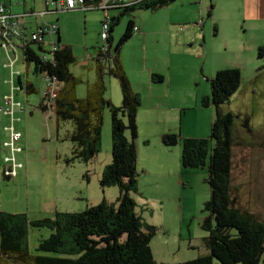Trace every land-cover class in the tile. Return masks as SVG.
I'll use <instances>...</instances> for the list:
<instances>
[{
  "label": "rangeland",
  "instance_id": "rangeland-1",
  "mask_svg": "<svg viewBox=\"0 0 264 264\" xmlns=\"http://www.w3.org/2000/svg\"><path fill=\"white\" fill-rule=\"evenodd\" d=\"M3 2L13 13L20 14L38 13L41 5L40 0L35 4L27 0L24 7L18 4V0ZM120 12L111 10L107 15L109 19L114 18L110 32L112 54L129 21L133 20L140 30L139 34L133 33L119 51L130 84L135 81V76H147L153 71L154 75L159 74L165 79L164 85L155 82L157 86L179 87L181 96L183 94L186 108L180 112L181 121L171 125L176 128L172 134L181 138H209L215 111L211 104L203 107L202 100L211 98L210 81L223 68L240 70V87L222 106L224 113L236 116L232 130V184L239 190V207L264 222V58L258 57V49L264 45V1L262 4L250 2L248 6L247 0H176L157 11L137 8L124 15H119ZM103 15L102 11L85 13L76 10L46 17L47 22L59 25L61 41L72 47L76 62L70 67V72L78 81V99L86 97L89 84L95 80L96 61L91 57L96 58L104 46L101 39ZM26 24L28 31L30 28L36 30L34 17H28ZM45 40L44 49L48 51L51 36L47 35ZM17 57L14 69L20 72L24 82L26 66L21 51ZM108 66L113 67V63H108ZM15 79L17 81V77ZM29 80L38 93L29 96L24 92L15 93V101L23 105V110L19 111L21 122L15 123V130L22 137L19 145L23 149L20 153L23 157H17V162L23 165L22 173L9 180L3 179L0 173V212L25 214L29 221L35 222L52 219L58 212L82 213L103 200L115 202L119 190L100 185L102 175L112 161L109 110L106 109L103 115L98 156L88 163L74 161L68 164L72 145L65 137L72 127L68 123H61L58 127L54 115L48 117L39 110L46 84L32 74ZM105 80L106 97L115 98L116 92L121 96L118 81L112 77ZM15 85L17 87V82ZM0 86L2 102L4 94H9L10 86L2 81ZM246 118L250 131L244 127ZM124 121L128 124L127 117ZM9 124V120L0 114V142L11 140L10 134L3 131ZM138 124L144 133L150 131L151 127L140 120ZM180 128L184 135L179 132ZM125 134L131 141L129 130ZM150 137L148 147L142 140L139 142L137 172L140 190L138 194H132V198L144 224L157 229L150 242L154 260L156 263L182 264L207 256L203 239L208 234L202 225L208 217L204 211V204L210 198L208 169H184L180 146L165 147L161 139ZM19 145L16 143L17 147ZM213 146L211 142L210 148ZM3 157L0 150V161ZM140 191L153 200L140 199ZM51 233L47 228H30V253L49 255L36 252V248ZM0 264L14 263L2 259Z\"/></svg>",
  "mask_w": 264,
  "mask_h": 264
},
{
  "label": "trees",
  "instance_id": "trees-1",
  "mask_svg": "<svg viewBox=\"0 0 264 264\" xmlns=\"http://www.w3.org/2000/svg\"><path fill=\"white\" fill-rule=\"evenodd\" d=\"M175 1L132 0L133 5L112 10L121 11L119 15L137 8L157 11ZM94 3L95 0H85L86 5ZM116 19L119 21V17ZM110 22L112 28L114 18ZM134 28V21H129L114 54L111 53L109 30L108 51H99L96 56V80L88 86L83 99L76 96L78 81L70 72V67L76 62L71 47L57 41V49L47 51L43 44L28 39L30 34H26L25 28L23 38L15 39V42L23 45L19 49L26 66V80L18 79L21 92L27 96L38 93L29 80L30 74L41 79L48 77L57 84L55 96L52 99L43 96L39 110L47 114L52 109L51 115L55 116L58 127L61 123L71 125L72 130L65 137L72 145V157L67 160L68 164L74 161L88 163L98 156L103 115L106 109L109 110L112 161L105 169L100 185L103 188L116 187L119 197L115 202L103 200L82 213L58 212L52 219L35 222L29 221L25 214L0 212V260L8 259L14 264H163L156 263L150 247L157 229L144 224L132 198V194H138L140 176L137 172L135 141L138 137L136 116L141 101L123 69L119 51L132 38ZM258 57L264 58V45L258 49ZM110 62L113 67L108 66ZM106 77H112L119 83L122 95L120 107H115L106 98ZM152 79L154 82L164 81L160 75H153ZM240 82L241 72L237 68L222 69L211 79V98L202 100L203 107L211 104L215 111L209 138H181L177 134L162 137L164 146L181 147V165L184 169H208L210 198L204 204L208 217L202 225L208 234L203 239L208 255L182 264H264V222L239 207V190L232 184V130L236 116L224 113L222 109L238 91ZM48 99L51 106L45 104ZM125 117L128 124L124 121ZM244 127L250 131L248 118ZM126 130L130 132L131 141L126 137ZM211 142L214 143L212 148ZM30 228L52 231L49 238L40 241L36 248V252L49 255L30 253Z\"/></svg>",
  "mask_w": 264,
  "mask_h": 264
},
{
  "label": "built area",
  "instance_id": "built-area-1",
  "mask_svg": "<svg viewBox=\"0 0 264 264\" xmlns=\"http://www.w3.org/2000/svg\"><path fill=\"white\" fill-rule=\"evenodd\" d=\"M140 2L142 0H136ZM134 2L132 0H95L94 4L86 5L85 0H45L46 9L51 7V11L44 12H32L28 14H12L10 9L6 7L5 4L0 3V58H5L6 62L3 63V68H7L10 71V78L7 83L10 86L9 94L5 95L3 100L4 104L0 107V114L9 119L10 124L7 126L4 131L10 134L11 140L7 142L1 143V146L8 151V156L4 158V164L6 168L3 171V176L9 179L17 176L18 170L23 168L21 163L17 162V155L23 152L21 147H17L16 143L21 138V134L15 130V123L19 121L15 116L16 109L23 110V107L20 103L15 101V93L16 91L21 92L19 87L18 79L21 74L19 71H15V65L18 62L17 53L20 51L19 46H23L18 42H15V39L23 38V28H25L21 21L25 20V18L32 16L37 20H44L45 16L57 13L60 11H93L99 10L107 13L109 10L117 9L120 7H128L133 5ZM21 4V3H20ZM110 19L105 18L102 22L103 32L101 34V39L104 41V46L100 48L101 52L108 51L107 40L109 36L110 30ZM134 32H138L137 28H134ZM49 35L51 36L52 42H50V49L48 51L52 52L57 49L55 37L58 35V27L57 25H47L41 23V25L36 27V30L30 33L29 40L37 43H41L45 46V37ZM2 52V53H1ZM24 62V61H23ZM1 67V66H0ZM17 77V81L16 78ZM42 80L46 84L44 96H48L49 99H52L57 91V84L55 80H51L48 77L42 78ZM17 82V87H16ZM46 100L45 104L47 106H51L50 101ZM52 109L46 114L48 117L52 114Z\"/></svg>",
  "mask_w": 264,
  "mask_h": 264
},
{
  "label": "crops",
  "instance_id": "crops-1",
  "mask_svg": "<svg viewBox=\"0 0 264 264\" xmlns=\"http://www.w3.org/2000/svg\"><path fill=\"white\" fill-rule=\"evenodd\" d=\"M3 1L4 0H2L0 3H4ZM18 1H19L18 4L21 3V6H23V7L27 4V0H18ZM30 1H32L33 4H35V2H36V0H30ZM40 1H41V5L38 6L39 7L38 13L44 12L46 10H48V11L52 10L51 8L46 9L45 0H40ZM263 1L264 0H247V3L249 6L250 2H256L257 4H262ZM10 11H11V9H10ZM32 12H34V11H30L29 13H32ZM84 12L87 13L90 11H84ZM11 13L15 14V15L20 14V12L13 13V11H11ZM58 13L59 12L52 13V14H58ZM103 13H104V15H103L104 18H108L107 17L108 12L107 13L103 12ZM21 14H28V13H21ZM47 16H45V18L42 22H41V20H37L34 17V22L36 23L35 27H37V26L39 27L41 25V23H43V24L45 23L47 25H53L54 24V25H57V27H59V25L56 24V22L55 23H53V21L47 22L46 21ZM31 17L32 16H29V18H31ZM208 17L209 18L211 17L210 11L208 12ZM27 18H25V20L24 21L22 20L21 22H22V25L26 29V34L28 35V34H30V32H33L34 30L30 28V31H28L29 29L27 28V24H26ZM135 28H137V27L135 26ZM203 29H204V27H203ZM59 30H60V28H59ZM111 31H112V28H111L110 32ZM60 33L58 31V35L55 37V40L58 41L63 46H68L66 43H64L65 42L64 40L61 41ZM134 33L139 34L140 30L138 29V32H134ZM110 39H111V44H112L113 38L111 36H110ZM71 49H72V47H71ZM91 58L95 59V57H91ZM1 60H2V62H1ZM5 62H6V60L2 54V58H0V66H1L0 67V81H2V83H4L5 85L9 86L7 81L10 78V71L7 68H3L2 64ZM223 69H226V68H223ZM152 72L153 71H150L147 76H146V74H143L141 76H135V81H131V83H132L131 87H132V89H134L133 91L139 95L140 101H141L140 107L137 111V116H136V123H137V129H138V137L135 141L136 149H137V164H138V160H139V150H140L139 142L142 140L144 143V146L148 147L147 143L150 142V140H151L150 136H152L156 139L159 138L162 140V137L164 135L175 133L173 131H175L176 128L171 127V125L175 126L177 124V122L181 121L182 118H181L180 112L186 108L185 102L183 100V94L181 96V92L179 91V87L170 88L169 86H157L158 84H156L154 82V80L152 79V76L154 75V72L153 73ZM95 73H96V71H95ZM148 76H150V78H148ZM95 80H96V76H95ZM95 80L93 81V83L95 82ZM130 80H131V78H130ZM93 83H91V84H93ZM158 83L161 85H164L165 79L163 82H158ZM91 84H89V85H91ZM9 89H10V87H9ZM119 89H120V87H119ZM0 94H1V89H0ZM5 95H7V94H4V96ZM4 96H3V98H4ZM106 98L109 99L115 107H120L122 105V95L121 96H119V94L117 95V92H116L115 98H112L111 96H108ZM18 103H20L22 105L21 102H18ZM3 104H4V100L2 102H0V107L3 106ZM22 107H23V105H22ZM19 111H21V109H16L15 116L18 115V116H16V118H18L20 120L19 122H21V118L19 117ZM2 117L4 119L6 118L4 116H2ZM7 120H9V119L7 118ZM138 120H140L141 123H144V124L148 125L149 127H151L150 131L144 133V130H141L139 127ZM155 125L157 126V128H155ZM162 125H163V127H162ZM6 127L3 128V131ZM14 127H15V125H14ZM142 132H143V134H142ZM179 132L181 133V135H184L182 128L179 129ZM145 134H147V135H145ZM21 139H22V137L18 140V142H17L18 145L20 143L22 144ZM1 143H3V142H0V150L4 153V157L0 161V169H1L0 173L3 175V171L6 168V165L4 164V158L6 156H8V151L1 146ZM22 155L23 154H18L17 157H23ZM153 160L154 159H152V161ZM1 165H2V168H1ZM158 165L160 167L162 166L159 161H158ZM21 171L22 170L18 171V174L20 173L19 175H17L18 177L21 175V173H22ZM2 178L4 179L3 176H2ZM138 190H140V189H138ZM139 195H140V199H146L147 201L153 200V198H151L150 195H147L144 192L140 191Z\"/></svg>",
  "mask_w": 264,
  "mask_h": 264
},
{
  "label": "water",
  "instance_id": "water-1",
  "mask_svg": "<svg viewBox=\"0 0 264 264\" xmlns=\"http://www.w3.org/2000/svg\"><path fill=\"white\" fill-rule=\"evenodd\" d=\"M58 38V37H57Z\"/></svg>",
  "mask_w": 264,
  "mask_h": 264
}]
</instances>
